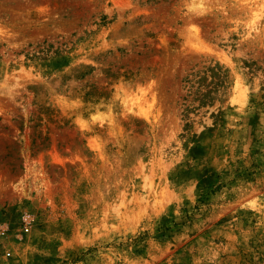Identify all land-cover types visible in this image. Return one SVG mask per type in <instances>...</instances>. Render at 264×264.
<instances>
[{
  "label": "rangeland",
  "instance_id": "374dc122",
  "mask_svg": "<svg viewBox=\"0 0 264 264\" xmlns=\"http://www.w3.org/2000/svg\"><path fill=\"white\" fill-rule=\"evenodd\" d=\"M0 218V264H264V0H0Z\"/></svg>",
  "mask_w": 264,
  "mask_h": 264
},
{
  "label": "built area",
  "instance_id": "2783aa9c",
  "mask_svg": "<svg viewBox=\"0 0 264 264\" xmlns=\"http://www.w3.org/2000/svg\"><path fill=\"white\" fill-rule=\"evenodd\" d=\"M28 230V228H27ZM0 234H4V230L2 229V225H1V218H0ZM0 248H1V244H0Z\"/></svg>",
  "mask_w": 264,
  "mask_h": 264
}]
</instances>
